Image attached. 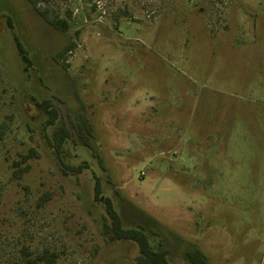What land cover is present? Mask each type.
Listing matches in <instances>:
<instances>
[{"label":"rangeland","instance_id":"rangeland-1","mask_svg":"<svg viewBox=\"0 0 264 264\" xmlns=\"http://www.w3.org/2000/svg\"><path fill=\"white\" fill-rule=\"evenodd\" d=\"M96 179L171 264H264V0H0V264H137Z\"/></svg>","mask_w":264,"mask_h":264},{"label":"trees","instance_id":"trees-1","mask_svg":"<svg viewBox=\"0 0 264 264\" xmlns=\"http://www.w3.org/2000/svg\"><path fill=\"white\" fill-rule=\"evenodd\" d=\"M31 2L34 6H36L38 0H31ZM15 40L19 55L25 63V70L28 71L31 66V60L17 36L15 37ZM68 50L70 49L66 48V51ZM41 104V107L48 115L46 125H54L58 118L57 109L53 107L52 102L49 100H43ZM81 133L90 137V140L86 141L85 146L89 147L94 152L97 159H100L98 150L92 143L93 136H91V128L86 120L82 124L76 123L70 125L67 122L62 123L60 127L54 131L51 144L59 166L66 174L71 173L72 175H77L82 173L83 170L87 168L84 165L70 166L65 164L63 161L65 143L71 138L75 139ZM30 157L31 156L26 155L23 160L27 161ZM94 198L96 201L104 204L106 211L107 218L102 226V235L104 236L106 243L111 244L117 241L134 242L138 246L139 250V255L136 258L137 264H171L168 260V250H156L152 246L149 236L143 228L124 227L123 220L118 211L115 209L112 199L103 195L99 179H96L95 181ZM47 255H49V253L45 251L41 256L29 257L27 259V264H51V260L47 258ZM50 255L52 256L53 254ZM185 255L190 264H208V258L206 255L194 245H187ZM45 261H47V263H44Z\"/></svg>","mask_w":264,"mask_h":264},{"label":"flooded vegetation","instance_id":"flooded-vegetation-1","mask_svg":"<svg viewBox=\"0 0 264 264\" xmlns=\"http://www.w3.org/2000/svg\"><path fill=\"white\" fill-rule=\"evenodd\" d=\"M28 1L32 4L31 0H28ZM39 1H40V0H38V3H39ZM38 3H37V4H38ZM32 5H33V4H32ZM33 6H34V5H33ZM36 6H37V5H36Z\"/></svg>","mask_w":264,"mask_h":264}]
</instances>
